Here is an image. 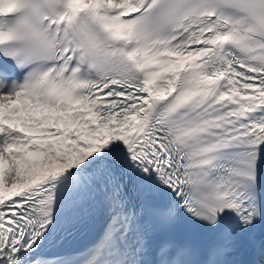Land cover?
Returning a JSON list of instances; mask_svg holds the SVG:
<instances>
[{
  "label": "snow or ice",
  "instance_id": "snow-or-ice-1",
  "mask_svg": "<svg viewBox=\"0 0 264 264\" xmlns=\"http://www.w3.org/2000/svg\"><path fill=\"white\" fill-rule=\"evenodd\" d=\"M0 264H264V0H0Z\"/></svg>",
  "mask_w": 264,
  "mask_h": 264
}]
</instances>
